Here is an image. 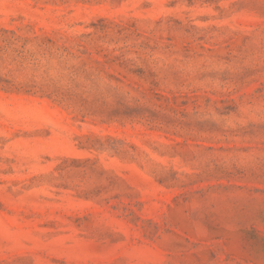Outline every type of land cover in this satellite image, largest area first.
<instances>
[{"label": "rangeland", "instance_id": "374dc122", "mask_svg": "<svg viewBox=\"0 0 264 264\" xmlns=\"http://www.w3.org/2000/svg\"><path fill=\"white\" fill-rule=\"evenodd\" d=\"M0 264H264V0H0Z\"/></svg>", "mask_w": 264, "mask_h": 264}]
</instances>
